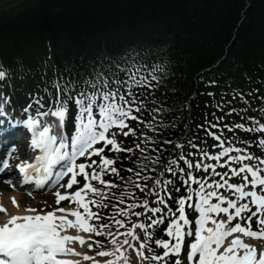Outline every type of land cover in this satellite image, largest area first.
I'll list each match as a JSON object with an SVG mask.
<instances>
[{
  "label": "snow or ice",
  "instance_id": "obj_1",
  "mask_svg": "<svg viewBox=\"0 0 264 264\" xmlns=\"http://www.w3.org/2000/svg\"><path fill=\"white\" fill-rule=\"evenodd\" d=\"M163 72L161 65L149 66L130 50L107 63L101 61L83 80L63 76L54 80L55 95L44 90L50 101L48 111H41L42 96L19 116L9 99H0V133L26 128L30 151L35 153L34 158L13 164L17 149L8 148L0 161V174L18 170L21 187L33 184L34 191L65 177L61 188L76 186L63 194L58 189L57 207L50 211L27 207L25 214H10L0 221V264H81V259L90 264H133L129 250L135 253L134 264H264V247L244 239L264 240V158L232 145L236 138H222V130L211 131L220 128L211 121L197 128L217 144L208 145L198 137L164 139L176 125L175 116L166 123L172 109L154 98ZM5 77L0 71V79ZM241 100L248 103L242 95ZM33 105H37L35 115ZM215 107L223 109L219 103ZM260 112L264 115V109ZM73 113L74 131L69 136L66 120ZM212 115L217 122L224 120L215 112ZM249 120L251 127L225 123L223 128L264 133V123L254 117ZM121 137L133 138V146H126ZM241 143L251 146L252 142ZM256 146L264 150V137L258 138ZM212 148L219 150L213 153ZM123 160L131 161L132 167L118 168ZM233 177L242 180L231 183ZM5 183L11 185L12 180ZM62 201L70 207H59ZM12 202L18 207L15 198ZM4 211L0 205V212ZM254 217L258 231L252 230ZM93 235L105 237L111 247L96 251L95 256L78 251L76 245L89 250L101 247Z\"/></svg>",
  "mask_w": 264,
  "mask_h": 264
},
{
  "label": "trees",
  "instance_id": "obj_2",
  "mask_svg": "<svg viewBox=\"0 0 264 264\" xmlns=\"http://www.w3.org/2000/svg\"><path fill=\"white\" fill-rule=\"evenodd\" d=\"M130 50L169 64L157 100L176 127L163 138L179 136L190 107L201 135L204 110L216 111L205 91L217 101L264 97V0H36L0 9V63L18 99L50 75L78 79Z\"/></svg>",
  "mask_w": 264,
  "mask_h": 264
},
{
  "label": "bare ground",
  "instance_id": "obj_3",
  "mask_svg": "<svg viewBox=\"0 0 264 264\" xmlns=\"http://www.w3.org/2000/svg\"><path fill=\"white\" fill-rule=\"evenodd\" d=\"M12 198H15L18 207L13 204ZM20 200L19 189L9 191L4 184H0V205L6 209V211L0 212V221L6 220L10 214H25V209L20 204Z\"/></svg>",
  "mask_w": 264,
  "mask_h": 264
},
{
  "label": "rangeland",
  "instance_id": "obj_4",
  "mask_svg": "<svg viewBox=\"0 0 264 264\" xmlns=\"http://www.w3.org/2000/svg\"><path fill=\"white\" fill-rule=\"evenodd\" d=\"M21 1L22 0H0V9L1 10H6V9H8V8H13V7H16V6H18L20 3H21ZM79 179H81V182H83V180H82V178H79ZM66 184V183H65ZM98 187H99V185H97ZM6 189H8V187L6 186ZM9 190V189H8ZM63 190L64 191H69L70 189H64L63 188ZM48 192H50V191H48ZM48 192L47 193H43L42 195H45L46 196V194H48ZM53 195H54V193L53 192H51ZM55 199H56V197L54 196L53 198H51V200L49 199V198H46V199H44L43 200V204H47L48 206H51V205H54V204H56L55 203ZM37 200V199H36ZM30 204H32V201L31 200H27V199H24V206H29ZM108 247H111V245H108ZM107 247V248H108ZM132 258L134 257V256H131ZM135 261H136V257L135 258H133Z\"/></svg>",
  "mask_w": 264,
  "mask_h": 264
}]
</instances>
